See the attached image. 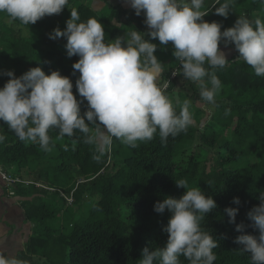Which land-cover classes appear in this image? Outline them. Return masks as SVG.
Segmentation results:
<instances>
[{"label":"trees","instance_id":"1","mask_svg":"<svg viewBox=\"0 0 264 264\" xmlns=\"http://www.w3.org/2000/svg\"><path fill=\"white\" fill-rule=\"evenodd\" d=\"M80 1L68 0L61 14L46 16L34 25H23L25 28L18 32L10 27L9 33L2 39L4 51L0 49V62H3L0 72L13 71L19 77L37 66L46 75L58 70L62 76L71 79L73 94L80 100L75 87L80 74L76 71L73 75L72 67L79 58L67 56L66 39H49L53 29H65L71 9L78 10L81 21L91 17L99 20L104 25L106 42L123 36L130 27L147 32L143 14L137 17L134 10L113 4L110 0H97L107 5L103 12L92 6L93 0ZM212 3L213 0L209 1L205 9L211 7ZM242 5L244 6L242 0L235 1L227 19L215 15L214 9L204 19L207 22L221 23V31L232 27L239 16H246L250 20L257 17L264 19L257 8ZM113 20L121 27H116ZM35 28L46 29L39 42L23 35L24 29L30 31ZM150 42L157 44V49L173 52V47L170 46L172 44L161 47L158 40ZM237 58L238 53L235 51L234 56L228 59L231 63L223 69H216L222 89L216 96L218 101L216 100L214 111L209 115L212 123L209 124L208 121L200 128L199 121L203 119L200 114H206L207 110L195 107L198 115L193 116L192 125L175 137L169 136L166 142H161L157 133L151 141L138 142L136 148L128 147L113 138L111 146L102 149L98 145L84 143L83 134L77 132L76 148L72 150L71 139L65 137L57 140L58 130H50L49 135L55 142V147L51 152H45L37 143L20 141L0 121V134L5 135V141L0 143V166L5 172L13 170L14 179L31 182L25 188V183L16 184L20 192L29 196L35 190H43L32 183L34 181L31 177L35 174L37 177H48L53 170V177L60 183L70 176L77 178L76 184L67 190H61L66 197L73 198L71 204L82 200L90 202L88 218L73 224L69 234L60 233L54 238V242L68 244L67 264H137L145 247H164L168 234L163 229L168 224L170 213L166 210L164 214H157L154 204L169 196L180 198L186 190L176 187L175 181L179 179H186L189 187H200L217 204V208L207 214L202 222L219 244L213 250L217 256L214 264H250L249 254L238 252L241 246L233 243L240 233L235 231L234 224L228 222L224 209L237 207L231 202L234 197H238L241 205L236 224L243 222L250 225L246 213L258 205L259 192L264 191V77L256 76L250 66L237 61ZM171 61V70L163 74L160 85L169 82L164 92L173 101L178 112L184 100L196 102L201 99L198 85L183 78L180 64L174 57ZM175 69H178V74L171 78ZM7 80L8 77L0 76V88ZM225 101H232L234 104L229 105ZM86 103L85 101L81 106L82 114L86 110ZM226 109L230 110L227 116ZM194 122L199 126H195ZM214 124L221 125L225 130L232 128L235 139L240 144L221 142V133L213 130ZM65 145L68 146L67 151ZM190 145L197 152L189 151ZM204 149L208 151L205 155H209L208 157L203 156ZM252 152L258 153L255 155ZM97 156L99 159L95 158ZM49 164H53L52 169H49L50 166L45 168ZM61 191L57 192L60 194ZM63 199L65 205L70 204L65 197ZM27 202V215L31 220L35 215L30 206L34 204ZM38 207L45 209L47 206ZM54 215L53 211L47 216ZM246 233L256 234L251 227L246 228ZM48 242L50 239L37 234L36 229L20 258L28 260L29 264H37L35 256ZM64 248L67 249L65 246ZM42 256L48 258L47 264H55L49 253L44 252ZM180 260L182 264H188L184 257H180Z\"/></svg>","mask_w":264,"mask_h":264},{"label":"clouds","instance_id":"2","mask_svg":"<svg viewBox=\"0 0 264 264\" xmlns=\"http://www.w3.org/2000/svg\"><path fill=\"white\" fill-rule=\"evenodd\" d=\"M126 3L137 17L143 14L147 32L130 27L123 36L106 42L104 25L94 17L81 21L78 10L72 8L65 29L57 27L49 34L51 40L66 39L67 56L79 58L72 67L73 75L76 71L80 74L75 81L80 100L73 94L71 79L58 70L46 75L37 66L19 77L13 71L0 72V76L8 77L0 88V121L20 141L37 143L41 150L51 152L55 142L49 131L58 130L56 139H71L72 150L76 148L77 132L83 134L84 143L102 149L110 147L113 138L136 148L138 142L151 141L157 133L161 142H166L169 136L185 132L193 123L192 103L184 100L177 112L164 92L167 83H157L164 64L155 55L158 45L152 40H158L160 46L171 42L180 74L195 82L200 99L212 106L222 89L216 69L231 63L220 49L222 42L225 48L234 46L237 61L250 66L256 76L264 77V19L239 16L232 27L223 31L221 23L204 19L212 9L215 15L227 19L233 0H213L207 9L205 0ZM67 4L68 0H0V14L28 26L46 16L61 14ZM112 23L121 27L115 20ZM177 74L172 73L173 77ZM229 112L226 109L225 115ZM4 141L5 135L0 134V143ZM175 185L186 190L180 198L169 196L154 204L157 214L166 210L170 213L163 229L168 234L167 242L164 247H145L137 264H182L180 257L188 264H214L217 256L213 250L219 244L202 222L217 204L200 187H189L186 179L175 181ZM257 199L258 205L246 213L250 225L236 224L241 205L238 197L231 202L237 207L224 209L228 222L240 233L233 243L241 246L238 252L249 254L250 264H264V191ZM247 227L256 234L246 233ZM0 264L29 261L0 252Z\"/></svg>","mask_w":264,"mask_h":264},{"label":"rangeland","instance_id":"3","mask_svg":"<svg viewBox=\"0 0 264 264\" xmlns=\"http://www.w3.org/2000/svg\"><path fill=\"white\" fill-rule=\"evenodd\" d=\"M81 2L80 0H78ZM237 0H233V3H235ZM244 3L245 7H255L259 10V13L264 16V0H242ZM111 3L114 2V0H110ZM95 3V0L92 1V6ZM102 8H99V11H104L107 7V5L104 2H100ZM114 4V3H113ZM242 5V7H244ZM13 28L15 31H19L22 28H25L22 24H20L18 21H11L10 18L5 16L4 14H0V49L3 50V41L5 35L9 33V30ZM46 33V29L43 28H35L34 30H27L24 29L23 35L29 37L30 40H33L35 42H39L41 39H43L44 35ZM46 48V47H45ZM43 47V49H45ZM2 54L5 52H1ZM155 55L157 56L158 60H160L164 65H167V67L164 68L167 69L171 64H173L171 59L173 58L172 53L167 50L163 51V49L158 48ZM228 59H231L230 57ZM3 64V62H0V65ZM170 68V67H169ZM218 101V98H216ZM192 103V108L191 111L193 112V116L198 115L197 110H194L195 107H202L207 110L206 114H200L201 118L203 119L199 121L200 128H203L209 121L210 117L209 115L214 111V106L207 104L206 102L202 100L198 101H193L190 100ZM229 105H233L234 103L232 101H225ZM199 107V108H200ZM212 121H209V124H211ZM198 123L194 122L195 126H199ZM213 130H216L218 133H221V142H230L231 144L238 145L240 143H237L238 141L235 139L234 136V131L233 129H223L221 125L216 126L215 124L213 125ZM249 140H247V147L249 146ZM244 144V143H243ZM196 151V148L193 145H190L189 151ZM208 153L207 150L204 149L203 151V156ZM258 152H252V154H255ZM257 155V154H255ZM209 156V155H208ZM205 156V157H208ZM210 155V160H211ZM204 157V158H205ZM211 164V163H210ZM209 164V165H210ZM53 164L46 165L45 168L47 169V166H50L49 169H52ZM0 168H2L0 166ZM5 173L0 169V174ZM6 173H8L10 176L14 174V171L12 170L8 172L6 170ZM53 170L49 172V176H43V177H37L36 174L32 176L31 180L33 184L36 185V187L43 189V190H38V191H33L29 196H27V200L30 202H33L34 206H30L32 211L35 215L34 218H32V223L34 224V233L36 232L37 229V234H43V238L45 239H50V242L46 243L45 246H42L39 254L35 256L34 261L37 264H47L49 262L47 257H43V253H49V256L52 257V261L55 264H67L68 263V258H67V253L69 250L68 244L63 243L62 241H57L54 242V238H56L60 233L62 234H69L72 231V225L77 224L81 222L83 219L88 218L89 212H90V202L88 200H82L80 203L77 204H71L72 202L68 200L70 204L65 205V201L63 197L66 198L67 195L63 194L61 190H67L68 188L72 187L74 184L77 182V178L70 176L67 179H62V183L57 181L53 176H54ZM14 176V175H13ZM25 178H28L26 176ZM24 180V179H23ZM28 180V179H27ZM39 181V183H36ZM25 183L27 181H24ZM13 185L18 184V182H9ZM31 183V182H28ZM23 185V184H22ZM24 187H29V184L23 185ZM61 191L60 194L57 191ZM62 194V196H61ZM70 198V197H69ZM31 199V200H30ZM29 203V202H27ZM41 205H46L47 207L44 208H39L38 206ZM29 206V205H28ZM54 211L55 215L54 216H47L48 214H51ZM37 227V228H36ZM55 236V237H52ZM67 247L66 248H64Z\"/></svg>","mask_w":264,"mask_h":264},{"label":"crops","instance_id":"4","mask_svg":"<svg viewBox=\"0 0 264 264\" xmlns=\"http://www.w3.org/2000/svg\"><path fill=\"white\" fill-rule=\"evenodd\" d=\"M209 1L211 0H205V8ZM113 3L121 5L126 9L133 10L126 3V0H114ZM93 6L97 10L102 8L97 0H95ZM169 44H171V42H169ZM220 49L225 52L227 59L235 54V49L232 45L225 48L223 43H221ZM164 66L167 67V65ZM169 67L164 70L158 79L157 83L159 85L162 82L163 74L166 71L171 70V67ZM3 172H5L4 169ZM12 179L14 178L12 177ZM26 197L27 196L20 192L16 185L4 180L0 174V252H3L5 255H16L20 257V255L26 250L28 241L34 235V224L27 215L28 200Z\"/></svg>","mask_w":264,"mask_h":264},{"label":"built area","instance_id":"5","mask_svg":"<svg viewBox=\"0 0 264 264\" xmlns=\"http://www.w3.org/2000/svg\"><path fill=\"white\" fill-rule=\"evenodd\" d=\"M174 72H178V69H175L174 71H173V73ZM177 76V75H176ZM175 76V77H176ZM175 77H173V75H172V77L171 78H175ZM167 83V85H169V82H166ZM168 87V86H167ZM1 175H2V177H3V179L4 180H7V182H18V183H25L24 181H21L20 179H12V177L11 176H9V175H7L6 173H2L1 172ZM25 184H30V183H28V182H26ZM66 199L67 200H70L71 202L73 201V198L72 197H66Z\"/></svg>","mask_w":264,"mask_h":264},{"label":"water","instance_id":"6","mask_svg":"<svg viewBox=\"0 0 264 264\" xmlns=\"http://www.w3.org/2000/svg\"><path fill=\"white\" fill-rule=\"evenodd\" d=\"M3 171V169H1Z\"/></svg>","mask_w":264,"mask_h":264}]
</instances>
